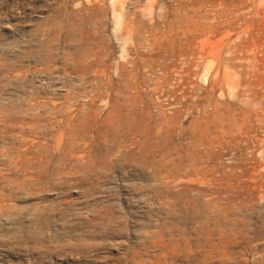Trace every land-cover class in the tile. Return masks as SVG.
Returning <instances> with one entry per match:
<instances>
[{"label":"rangeland","instance_id":"374dc122","mask_svg":"<svg viewBox=\"0 0 264 264\" xmlns=\"http://www.w3.org/2000/svg\"><path fill=\"white\" fill-rule=\"evenodd\" d=\"M0 264H264V0H0Z\"/></svg>","mask_w":264,"mask_h":264},{"label":"bare ground","instance_id":"6f19581e","mask_svg":"<svg viewBox=\"0 0 264 264\" xmlns=\"http://www.w3.org/2000/svg\"><path fill=\"white\" fill-rule=\"evenodd\" d=\"M87 3H101L102 5L105 4L106 0H85ZM59 9V8H58ZM99 9V8H98ZM125 24V23H124ZM129 25V24H128ZM127 26V25H126ZM125 27V26H124ZM132 29V28H131ZM143 30V29H142Z\"/></svg>","mask_w":264,"mask_h":264}]
</instances>
